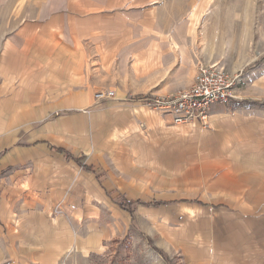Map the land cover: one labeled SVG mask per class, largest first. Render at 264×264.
<instances>
[{
    "label": "crops",
    "instance_id": "0c3cea01",
    "mask_svg": "<svg viewBox=\"0 0 264 264\" xmlns=\"http://www.w3.org/2000/svg\"><path fill=\"white\" fill-rule=\"evenodd\" d=\"M152 3L0 0V264L5 249L13 264L101 252L133 221L184 264V249L202 264H264V63L206 127L127 100L170 92L159 80L175 67L159 75L156 33L174 32L186 52L197 29L170 17L158 27ZM130 57L137 81L150 63L145 87L115 74Z\"/></svg>",
    "mask_w": 264,
    "mask_h": 264
},
{
    "label": "rangeland",
    "instance_id": "374dc122",
    "mask_svg": "<svg viewBox=\"0 0 264 264\" xmlns=\"http://www.w3.org/2000/svg\"><path fill=\"white\" fill-rule=\"evenodd\" d=\"M164 7L174 15L168 16L166 12L164 14L161 11ZM148 8L154 10V19L158 27L167 24V18L169 23V17L170 22H173V19L189 20L190 24L197 25L186 52L181 51L182 41L174 32L156 33L158 41L156 60L159 68L163 66L159 69V75L165 76L168 65L169 68L175 67V71L171 73L174 76L172 79L159 80V87L163 86L170 92L157 97L171 96L176 94H170L173 91L188 89L189 87H183L184 81L189 78L194 80L201 67L215 65L223 68L229 75H237L241 78L251 69L260 67L264 63V0H153ZM146 20V15L143 17L140 15L141 24L146 23ZM144 34L140 35L144 36ZM164 43L167 47L163 46ZM179 55L182 59L185 57L182 61V69L175 66L181 64L177 57ZM189 55L193 60L192 62L190 59V67H194V73L187 77L189 69L185 59ZM133 60L131 57L126 58L124 60L126 65H116L115 74L126 75V82L130 88H136L138 85L145 87L146 83H149V79L146 78L151 76L150 63L146 62L142 65L147 72L142 81H137L134 79ZM146 94L153 95L151 92ZM133 98H138V95L131 96L127 100L133 101ZM179 239V236H172L174 241ZM182 239L194 241L188 236ZM154 247L153 242H149L137 222L133 221L117 236L105 241L101 252L82 255L76 250L70 251L57 264H184L181 254H160ZM198 251L199 249L191 253L189 249H184L185 263L202 264L198 258ZM5 253L6 264H13L14 257L6 249Z\"/></svg>",
    "mask_w": 264,
    "mask_h": 264
},
{
    "label": "built area",
    "instance_id": "2783aa9c",
    "mask_svg": "<svg viewBox=\"0 0 264 264\" xmlns=\"http://www.w3.org/2000/svg\"><path fill=\"white\" fill-rule=\"evenodd\" d=\"M237 79V75H229L218 66L201 67L194 77V83L188 89L178 91L171 96L141 95L133 98V101L160 115L171 116L175 125L198 121L206 127L211 106L232 99L230 91L236 86ZM113 97V92H101L95 95L97 100Z\"/></svg>",
    "mask_w": 264,
    "mask_h": 264
},
{
    "label": "trees",
    "instance_id": "16d2710c",
    "mask_svg": "<svg viewBox=\"0 0 264 264\" xmlns=\"http://www.w3.org/2000/svg\"><path fill=\"white\" fill-rule=\"evenodd\" d=\"M121 205H123V204H121ZM123 206H125V205H123ZM157 251V250H156Z\"/></svg>",
    "mask_w": 264,
    "mask_h": 264
}]
</instances>
